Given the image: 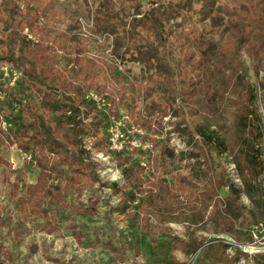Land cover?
<instances>
[{"label": "trees", "instance_id": "16d2710c", "mask_svg": "<svg viewBox=\"0 0 264 264\" xmlns=\"http://www.w3.org/2000/svg\"><path fill=\"white\" fill-rule=\"evenodd\" d=\"M101 1L95 26L97 32L113 37V47L112 59L98 64L76 53L77 47H83V39L71 35L78 19L65 29L57 27L58 0H0V61L22 73L18 87L29 94L18 98L14 89H7L16 114L14 121L6 119V130L0 128V147L14 145L31 154L38 173L34 183H24L23 187L37 199L45 200L60 197L61 182L73 187L90 184L93 163L84 146L86 139L96 152L115 155L121 167L125 183L122 190L113 188L119 195L116 209L126 212L136 200L150 206L159 189L131 157L144 152H111L105 133L106 116L84 96L90 89L108 92L113 107L129 109L131 121L151 131L153 118L167 116L176 101L191 100L205 86L211 100L227 102L233 117L232 143L237 155L232 162L239 171L238 178L246 186L257 182L264 198L260 181L264 160L259 147L262 118L255 88L244 73L242 60L246 52L258 69L264 70V0H156L146 12L140 9L139 0H120L118 7L113 0ZM206 24L219 33L215 41L207 38ZM24 29L36 36V42L26 38ZM68 37L74 39L75 49L67 50ZM166 48L175 53L173 65L162 51ZM60 51H67L66 55H60ZM127 61L140 66V78L129 79L118 69ZM133 90L143 101L142 112L134 111L137 102ZM147 131L144 138L153 149L157 140ZM196 132L218 153L226 151L214 130L207 133L197 127ZM0 164L11 169L1 157ZM225 185L230 197L240 192L230 179L225 180ZM203 240H207L205 245L202 241L183 243V250L194 255L187 264H230L228 249L233 250L234 258H248V264H264V251L248 256L224 237Z\"/></svg>", "mask_w": 264, "mask_h": 264}, {"label": "rangeland", "instance_id": "374dc122", "mask_svg": "<svg viewBox=\"0 0 264 264\" xmlns=\"http://www.w3.org/2000/svg\"><path fill=\"white\" fill-rule=\"evenodd\" d=\"M113 1L118 7L120 0ZM154 1L139 0L140 9L148 11ZM100 3L101 0H58L60 22L57 24L65 29L68 23L78 19L79 26L71 35L83 39V47H77L76 53L85 54L98 64L112 59L113 47V37L97 32L95 26ZM26 32L36 38L24 29L23 34ZM205 32L211 41L219 38V33L209 24ZM65 44L67 50L76 48L72 38H66ZM162 51L173 65L174 51L168 48ZM66 52L60 51V55ZM242 60L261 113L259 147L264 160V70H259L246 52ZM118 69L129 79L141 77L138 64L127 61ZM7 89H14L18 98L29 94L22 87L5 88L7 98L0 103V114L11 122L16 110ZM100 94L109 96L108 92ZM132 94L137 102L134 111L142 112V99L136 90ZM211 99L205 86H201L191 100H178L167 116L153 118L151 131L143 127L157 140L155 148L148 153L151 158L144 173L159 190L150 206L136 200L126 212L116 209L119 195L114 189L122 190L125 183L116 156L96 152L90 141L84 139L89 161L93 163L90 184L73 187L61 182L60 197L45 200L37 199L23 187L24 183L35 182L38 170L34 162L24 160L14 145L0 147V157L11 165L8 170L0 164V261L4 264H187L194 255L183 250V243H204L205 237L221 235L239 239L241 242L237 244L243 246L248 256L264 251V198L257 182L246 186L238 178L239 171L232 162L237 155L232 143L233 117L227 102ZM210 102H214L212 106ZM197 127L207 133L214 130L226 151L218 153L197 135ZM131 157L138 163L141 156ZM227 179L240 190L235 198L228 195ZM260 181L264 192V176ZM52 183L60 182L52 180ZM215 228L226 232L215 233ZM227 253L230 264H248L244 256L234 258L232 249Z\"/></svg>", "mask_w": 264, "mask_h": 264}, {"label": "built area", "instance_id": "2783aa9c", "mask_svg": "<svg viewBox=\"0 0 264 264\" xmlns=\"http://www.w3.org/2000/svg\"><path fill=\"white\" fill-rule=\"evenodd\" d=\"M26 38L31 42H36V38L30 33H25ZM22 81V73L6 62H0V103L6 98L5 88H16ZM84 98L89 101L95 110L106 116L107 123L105 133L108 141V148L111 152L122 154L135 149L144 152L138 164L148 170V153L152 149L151 142L145 139L146 130L134 124L128 110L123 106L113 107L111 99L107 95H102L92 89L88 90ZM0 128L7 129V121L0 114ZM21 157L26 161H33L30 153L20 151Z\"/></svg>", "mask_w": 264, "mask_h": 264}, {"label": "water", "instance_id": "95a60500", "mask_svg": "<svg viewBox=\"0 0 264 264\" xmlns=\"http://www.w3.org/2000/svg\"><path fill=\"white\" fill-rule=\"evenodd\" d=\"M221 237H224L225 239L229 240L231 243H233L234 245H237L239 247H241V249L243 250V246L237 244L236 242H234L229 236H226V235H221ZM207 242V240L202 244V245H205Z\"/></svg>", "mask_w": 264, "mask_h": 264}]
</instances>
